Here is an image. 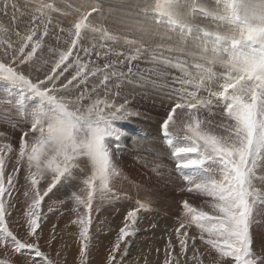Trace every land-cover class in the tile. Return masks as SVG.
Wrapping results in <instances>:
<instances>
[{
    "label": "snow or ice",
    "instance_id": "6c2138e0",
    "mask_svg": "<svg viewBox=\"0 0 264 264\" xmlns=\"http://www.w3.org/2000/svg\"><path fill=\"white\" fill-rule=\"evenodd\" d=\"M103 7L104 0L66 8L35 0L24 12L16 0H0V15L9 17L11 10L9 22L0 23V80L18 91L14 103L25 124L18 149L0 143V249L6 255L31 250L38 259L27 264H61L68 246L54 261L40 241L49 215L67 201L73 205L65 228L74 229V264H91L101 230L92 231L94 214L123 201L104 264H124L153 201L147 189L139 197V185L136 198L116 186L123 177L118 142L124 135L117 122L139 117L134 101L152 90L167 100L161 101L158 134L174 168L158 154L163 148L154 150L149 167L182 197L202 198L201 207L178 202L182 212L166 233L163 264H205V251L211 264H264V247L257 255L251 234L264 206V0H140L125 27L170 41L154 48L142 38L113 34ZM141 59L152 67L134 66ZM61 189L65 199H52ZM56 230L52 225L45 241L49 249Z\"/></svg>",
    "mask_w": 264,
    "mask_h": 264
},
{
    "label": "rangeland",
    "instance_id": "374dc122",
    "mask_svg": "<svg viewBox=\"0 0 264 264\" xmlns=\"http://www.w3.org/2000/svg\"><path fill=\"white\" fill-rule=\"evenodd\" d=\"M24 1L26 0H22V2ZM28 1L29 0H27L26 3H28ZM30 1H29L30 4L35 2V0H30ZM112 1H120V0H112ZM130 1L132 2V4H130L131 3ZM135 1L123 0L122 2L125 5L128 3L127 5H131L135 7L137 4L140 3V0H135ZM55 2L57 4L59 3L58 5L60 7L66 8L67 5L69 4L75 7L80 3V0H55ZM22 4L24 5V3ZM22 4H20L21 5L20 9H22L23 6ZM106 5L107 4H104L103 7V11L105 12V19L103 22L105 26L108 28L110 27L109 29L113 32V34H120V35L127 34L125 23L127 22L126 17L129 13L128 9H130L131 6L122 7V8L119 7L120 9L115 8L118 10L117 11L114 8H111L109 5L107 6ZM113 9L117 13L112 12L114 11ZM10 15H11V10H10ZM10 15L9 17H4L3 15H0V23L7 24L9 22ZM93 15L95 16V14ZM20 23L23 24V21H20ZM129 34H132V36L134 35L133 33H129ZM135 35L140 36L139 33H135ZM129 38H135V37L130 36ZM142 38L147 46L153 48L156 47L157 44L164 43L165 41L166 44L167 42L170 43V41H168L167 39L162 40L160 36L148 35V36H143ZM173 39H175V37H173ZM189 47H191V42H189ZM133 63L134 66L138 65L139 68L142 70H147L148 68L152 67V65L146 59L144 60L141 59ZM122 70H126V68ZM172 70L173 69H170V71ZM174 71L176 73L175 75L179 74L175 69ZM128 90L131 89L129 88ZM137 90H139L140 92L141 89L137 88L136 91ZM18 95H19L18 91L15 88L10 87L7 82L0 80V132H5L7 134L6 139L0 138V143H12L13 147L17 149H18V137L21 134V129L25 126L24 120L22 119L23 112L21 111L18 114L16 111L18 106L15 105L14 103ZM5 102H7L8 104L7 107H5ZM23 103L30 105L31 101L24 100ZM164 103L166 104L167 102ZM134 107L137 111L140 112V116L133 117L126 121H118L117 126L121 127L122 130L125 129L124 130L125 133H127V128L131 129L133 133L138 131L139 133L138 132L137 133L141 136L146 133V130L148 132H153L154 131V130L152 131L153 128H156L158 130V122L161 120V118L165 113V109L161 106V102L159 100H154L152 98H147L145 96L138 95L136 97V100L134 101ZM12 124H16L17 126L13 128ZM140 128L144 130H141ZM131 131L130 133H132ZM126 140H128V136L126 138L122 136V139H120V141L118 142V147H119L118 156L120 159L119 166L122 169L123 177H121L120 181L116 183V186L128 190L133 198H136L138 195L136 185H139L141 188V191L139 192V197L141 198L145 197L148 194L144 191V189H147L148 192L151 193V199L153 201V205H152L153 211L145 214L146 219L140 225L139 233L135 237L132 244L130 245L124 264H145V260H147V264H163V259H164L163 250H164V245L168 238L166 233L168 230H171L175 226H178L177 218L182 212V209L179 207L178 202L181 201L182 199H188L189 202L192 203L194 207H201L202 198H196L195 194H191L192 196H189V194L187 195L185 194L183 197L181 195H178V192L175 191L172 184L171 183L169 184L167 176L165 177V179H158L156 174L151 171L149 165L152 162L153 155L156 154L154 153V150L148 148L146 149L145 147L137 148L132 142L130 144V147L125 146L123 141ZM174 142L176 143L178 142V140H175L174 138ZM113 146L115 147L116 144H114ZM164 148L167 149L166 147ZM144 150L147 152H145ZM9 155L12 154L10 153ZM159 155L166 158V156L164 155L161 154ZM11 163H14V160L11 161ZM166 163L168 164L170 163V165ZM165 164L166 166L168 165L167 166L168 169L174 168V164L170 161L168 162L167 158L165 159ZM20 175H21L20 182L21 184H23V172ZM125 177L126 179H124ZM172 179L175 180L177 184L181 183V180H179V178L176 176L175 173H172ZM166 195L168 196V198ZM57 197H59L62 200L65 199L63 189L56 192V195L53 196L52 199H56ZM18 199L21 202L23 201L24 199L23 189L20 190L18 194ZM72 207H73L72 203L66 201L65 205L60 207L59 212L56 215H51V214L49 215V221L44 228V239L40 241L41 245H43L42 250L45 251L46 253H50V258L53 259L54 261L58 259L57 250L64 248L65 245L68 246L65 251L61 252V255L59 257V259L61 260V264H64L65 261L66 264H74V259L78 254L76 245L73 243V238L71 236V232L74 229L72 227L65 228L66 225H69V221H70L69 210ZM124 207L125 205L123 201L117 202L115 206H109L108 204H104L101 208V211L99 213L94 214L98 218L94 221V226L92 231H96V228H100L101 230L96 232V241L90 257L91 264H104L106 250L109 247L110 241L114 238V234H109V233L112 232L113 229H117L118 226L120 225L121 222L120 213L124 210ZM205 210H209V209H207V207L205 206ZM81 211H83V209H81ZM71 218H74V215ZM13 219H15V216L13 217ZM101 221H103L104 223L101 224L100 223ZM54 224L57 225L56 231L58 234V238L54 242L51 249H49L45 244V241L49 237L52 225ZM151 224H156L158 226L156 228H152L150 227ZM251 234L254 241L253 250L257 255H259L261 254L262 247H264V206L259 207L256 211L255 223L251 227ZM158 249H159V255L157 253ZM189 255H191V253H189ZM205 257H206L205 264H211L212 258L211 256L207 255L206 251H205ZM9 258L14 259L15 264H27V260L29 258L38 259L34 257V254L31 252V250L25 249L22 250L21 254H14L9 249L8 254L6 255L5 250L0 249V260H5Z\"/></svg>",
    "mask_w": 264,
    "mask_h": 264
},
{
    "label": "bare ground",
    "instance_id": "6f19581e",
    "mask_svg": "<svg viewBox=\"0 0 264 264\" xmlns=\"http://www.w3.org/2000/svg\"><path fill=\"white\" fill-rule=\"evenodd\" d=\"M27 1V0H26ZM26 1H24V2H22V0H16V3L18 4V5H20V4H22V3H24V5L26 4ZM30 1V0H29ZM29 1H28V4H30L29 3ZM123 0H120V1H112V0H104V4H107V5H109L111 8H122V7H130L131 5H125L123 2H122ZM126 1H128V0H126ZM135 1V0H134ZM31 2V1H30ZM131 2V1H130ZM136 2V1H135ZM207 2H209V3H211L212 2V0H207ZM137 3V2H136ZM59 4V3H58ZM130 4H132V2L130 3ZM23 5V4H22ZM24 5L22 6V11L23 10H25L24 12H26L27 10L24 8ZM106 5V6H107ZM19 7H21V5L19 6ZM131 7H134V6H131ZM130 7V8H131ZM119 8V9H120ZM113 9V10H114ZM117 9H115V10H117ZM125 9V8H124ZM128 9V8H127ZM112 10V9H111ZM112 11V12H116V11ZM129 10V9H128ZM118 11V10H117ZM120 11H123V10H120ZM126 12V11H125ZM117 13V12H116ZM112 14V13H111ZM113 15H115V14H113ZM121 16H123V15H121ZM201 23H202V25H206V26H208L209 28H214L215 27V25L214 24H212L211 23V21H209V20H205V19H203V18H201ZM110 28V27H109ZM128 35H129V37L131 36V37H135V38H137V36H138V38H142V37H140L139 35H133L132 36V34H129V33H127ZM118 35H120V34H118ZM143 39V38H142ZM143 42H144V40H143ZM163 42V41H162ZM166 42V41H165ZM164 42V43H165ZM168 43V42H167ZM166 44V43H165ZM168 53L167 52H165V55H167ZM181 58L183 59V58H185L183 55H181ZM191 58V57H190ZM189 57H188V59L189 60H191ZM144 60V59H143ZM143 62H145V61H143ZM144 64V63H143ZM168 71H169V73L171 74V75H175L176 73H175V71H174V69L172 70V71H170V69H168ZM15 91V90H14ZM141 91V90H140ZM150 91H152V90H150ZM137 92H139V90H137ZM19 94V93H18ZM19 96V95H18ZM17 97V96H16ZM145 97H147V98H152V99H154V100H159L160 102L162 101V99L164 100V102H167V100H166V98H163V96H162V94H160V95H158V93L157 92H155V91H152V92H148L147 93V95L145 96ZM12 100H14V99H12ZM141 129V128H140ZM124 130L125 129H123V133H124V137L126 138L127 136H128V140H126V141H123L124 142V144H125V146H128V147H130V144H131V142L132 143H134V145L138 148V147H145L146 149L148 148V149H153V150H155V149H161V148H163L164 149V151H161V152H159V154H161V155H164L165 156V152H167L168 150L167 149H165L164 147V145L162 144V142H161V140H160V137H159V134H158V130L156 129V128H153L152 129V131L153 132H148L147 130H146V133L144 134V135H139L137 132H132L131 131V129H129V128H127V133H125L124 132ZM128 130H130L132 133H130V131H128ZM141 130H144V129H141ZM157 130V131H156ZM122 139V138H121ZM137 141H139L140 143L139 144H137ZM180 141H178V142H176V143H179ZM122 146V145H121ZM133 147V146H132ZM140 149V148H139ZM145 149V150H146ZM144 150V151H145ZM140 151V150H139ZM145 152H147V151H145ZM144 152V153H145ZM143 154V153H142ZM145 156V155H144ZM146 157V156H145ZM148 157H150V156H148ZM144 158V157H143ZM166 159V158H165ZM169 162V161H168ZM166 164H168V163H166ZM168 165H170V163L168 164ZM167 165V166H168ZM145 170V169H144ZM146 179V178H145ZM180 180V179H179ZM147 181V180H146ZM177 182H179V181H177ZM153 184V183H152ZM170 184V183H169ZM153 189V188H152ZM154 190V189H153ZM178 195H180L179 193H178ZM187 195V194H186ZM167 196V195H166ZM189 196H192L191 194H189ZM167 198H168V196H167ZM189 198V197H188ZM195 203V202H194ZM193 203V204H194ZM263 209V208H262ZM261 210V209H260ZM259 212V211H258ZM258 219V218H257ZM263 225V224H262Z\"/></svg>",
    "mask_w": 264,
    "mask_h": 264
}]
</instances>
